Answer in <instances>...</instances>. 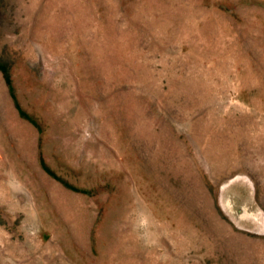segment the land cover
<instances>
[{"label":"rangeland","instance_id":"obj_1","mask_svg":"<svg viewBox=\"0 0 264 264\" xmlns=\"http://www.w3.org/2000/svg\"><path fill=\"white\" fill-rule=\"evenodd\" d=\"M0 264H264V0H0Z\"/></svg>","mask_w":264,"mask_h":264},{"label":"trees","instance_id":"obj_2","mask_svg":"<svg viewBox=\"0 0 264 264\" xmlns=\"http://www.w3.org/2000/svg\"><path fill=\"white\" fill-rule=\"evenodd\" d=\"M9 92H10V95L12 96V98H13V94H12V89H11V88H9ZM15 107H16V109L18 110L19 115H20L21 117H23V118H25V119H28L27 115L24 114V113L20 110L18 104H15ZM44 170H46V171L49 173V171H48L45 167H44Z\"/></svg>","mask_w":264,"mask_h":264}]
</instances>
